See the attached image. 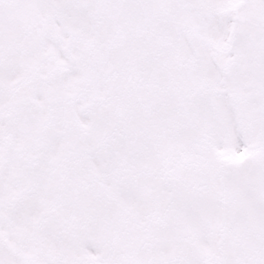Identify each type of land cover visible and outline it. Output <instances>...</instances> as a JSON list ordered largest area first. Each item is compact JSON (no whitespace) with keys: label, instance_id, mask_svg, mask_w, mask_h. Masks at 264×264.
Instances as JSON below:
<instances>
[{"label":"snow or ice","instance_id":"6c2138e0","mask_svg":"<svg viewBox=\"0 0 264 264\" xmlns=\"http://www.w3.org/2000/svg\"><path fill=\"white\" fill-rule=\"evenodd\" d=\"M0 264H264V0H0Z\"/></svg>","mask_w":264,"mask_h":264}]
</instances>
